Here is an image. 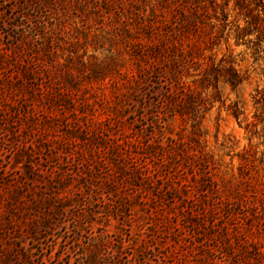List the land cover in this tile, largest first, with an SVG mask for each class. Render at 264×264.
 Here are the masks:
<instances>
[{"label": "rangeland", "instance_id": "rangeland-1", "mask_svg": "<svg viewBox=\"0 0 264 264\" xmlns=\"http://www.w3.org/2000/svg\"><path fill=\"white\" fill-rule=\"evenodd\" d=\"M174 1L0 0V264H254L264 251V222L244 218L264 195L231 194L264 174V54L221 42L216 60L246 79L219 83L195 158L192 122L161 114L171 80L142 56ZM191 204L216 228L193 227Z\"/></svg>", "mask_w": 264, "mask_h": 264}, {"label": "trees", "instance_id": "trees-1", "mask_svg": "<svg viewBox=\"0 0 264 264\" xmlns=\"http://www.w3.org/2000/svg\"><path fill=\"white\" fill-rule=\"evenodd\" d=\"M229 1L175 0L176 10H174L172 21L168 26L162 28L161 37L148 35L150 43L142 50L143 61L149 66V73L157 75L165 73L174 87L169 96H165L162 101L164 107L161 114L163 116H178L182 121L190 120L192 122L189 139L193 140V145L196 146V148L192 145L190 147L192 156L195 158L200 155V151L197 150L198 140H196L200 130L197 119L203 112L209 110L215 101L224 104V100H221L219 83L229 85L235 90L246 79L231 56L225 57L222 54L216 60L215 57L221 42L224 41L227 45L229 38L233 37L235 45H244L246 49L251 50L253 56L264 54L263 0H233L232 10L237 17L234 19H229ZM169 38L172 40L170 46L167 44ZM190 76L193 78L188 81ZM196 83H200L203 88L198 90L194 86ZM210 86L211 94L203 95V91H206ZM256 103L259 101L256 100ZM2 109L1 107L0 110ZM228 109L231 110V114L235 118H239L242 114L237 102L228 105ZM4 111L0 112V124L7 119V116L3 115ZM27 111L28 109L23 112L24 117L27 116ZM262 111H264V107ZM17 115L9 118L13 119ZM12 122L14 123L13 120ZM186 148L188 150L189 147ZM238 174L240 184L246 183L250 179L243 168L238 169ZM211 182L214 181L211 180ZM256 182L258 188H255V191L250 186L241 190L240 185H233L231 187L232 196L236 198L243 193L258 191H261L259 195L263 196L264 174ZM216 190H221L219 184L216 185ZM186 199H189V196ZM260 207V209L254 208L245 212L244 218H256L260 224L264 222V199ZM185 210L193 227L205 228L207 222L209 227L216 228V217L211 223L207 221L208 212H204L200 205L191 204ZM222 227H224V229L221 228L222 234L226 239H229L228 227L226 225ZM253 251L254 264H264V251H260L258 248H254ZM239 260L243 261V258ZM237 264H241V262Z\"/></svg>", "mask_w": 264, "mask_h": 264}]
</instances>
